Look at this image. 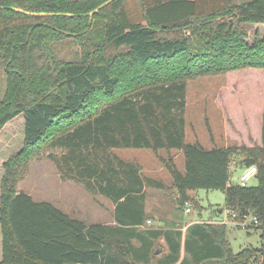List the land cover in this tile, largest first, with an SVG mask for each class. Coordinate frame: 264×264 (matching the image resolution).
I'll return each mask as SVG.
<instances>
[{
	"label": "trees",
	"instance_id": "obj_1",
	"mask_svg": "<svg viewBox=\"0 0 264 264\" xmlns=\"http://www.w3.org/2000/svg\"><path fill=\"white\" fill-rule=\"evenodd\" d=\"M106 1L0 0V132L23 120L22 147L2 164L0 264H264V113L260 147L185 142L189 80L264 69V39L248 43L244 29L264 24V0H133L132 7L114 0L90 21L86 14ZM63 40L77 51L58 58ZM48 149L62 151L48 155L62 181L114 204V225H88L18 189L32 159ZM128 149L164 152L173 210L200 208L189 192L222 191L225 206L212 214L251 216L260 246L234 253L225 225L186 224L179 212L165 227H147L144 187H165L108 156ZM233 158L240 171L256 168V186L231 182Z\"/></svg>",
	"mask_w": 264,
	"mask_h": 264
},
{
	"label": "rangeland",
	"instance_id": "obj_2",
	"mask_svg": "<svg viewBox=\"0 0 264 264\" xmlns=\"http://www.w3.org/2000/svg\"><path fill=\"white\" fill-rule=\"evenodd\" d=\"M133 0H129V5L133 6ZM244 29L247 32V42L251 43L255 37L258 35L261 39H264V24L256 25H245ZM184 34L188 37H191L189 29L183 31ZM58 47V58H64L69 53L77 51V48L69 43V41L63 40L55 44ZM240 71V70H238ZM234 72V71H233ZM246 74L243 72L231 73L228 76L225 75H214V76H200L189 80L187 82V91H186V127H185V142L187 144H195L194 142L203 143V146L208 147V139L210 137V130H213V135L218 137L224 135V126L221 119H223L224 125L227 121L229 135L232 137V140H235L236 133L241 134L238 131L234 124L233 118L225 113V116L222 117V111L215 108L220 107L221 109L228 110L231 108V114L234 117L235 122L240 116V110L235 109L233 106L238 102L233 96V92H221L218 96L217 103L214 105L213 96L210 93L213 89V94L215 95L216 90L223 86H232L238 89L240 86L248 85L249 82L246 79ZM5 90V75H4V66L0 64V97ZM222 91V90H220ZM219 93V92H218ZM228 95L229 97H227ZM232 103H230L231 99ZM244 103V102H243ZM241 130V127L239 125ZM220 137V138H221ZM229 141V140H227ZM236 141H229L227 144H233L231 146H237ZM23 144V120L22 117H17L11 123L7 124L4 129L0 132V180L4 174L2 169V164L8 160L10 157L15 155L22 147ZM217 146V145H214ZM216 148V147H214ZM61 150H46L42 151L38 157L32 159L28 165L27 174L22 179L17 187L19 190L29 194L32 198L41 201H52L58 203L60 208H64V201L67 198L68 200L76 199L81 201L85 206L86 210V219L85 222L90 224L95 221H106L109 222L111 217L110 208L111 205L104 199H97L95 197L88 196L83 193L84 187L78 183L71 181H61L58 175V171L54 165V162L49 158L48 155H55L59 157L61 155ZM164 152H159L158 154L153 153L152 151L140 149H128V150H110L108 156H116L117 158L138 165L143 177H154L161 179L162 181H167L169 179L168 173L164 168L163 164L160 162L161 157L164 156ZM54 157V156H53ZM167 157V156H166ZM174 162L178 168L183 167V159L180 153H174L173 155ZM240 160L233 158L231 165V182L233 184H238L239 177L242 171L239 170ZM153 167H158L156 170ZM159 172V173H158ZM256 175V174H255ZM258 180L256 176H252L246 182L245 186H256ZM83 190V191H82ZM166 191H163L164 193ZM167 193V192H166ZM165 194H162V196ZM191 198H195L198 202L200 208H193L189 203L183 207L181 211L175 210L170 215V218H165L167 216L166 211H168L167 201L159 196L164 204L162 209L153 206L151 202H148V212L147 214L152 217L146 222L147 227H165L166 222H174V219H177L178 214L181 213L182 217L185 219V223L193 222H202L212 220V223H218L226 226V237L229 241L230 247L234 253L241 251L247 247L258 248L260 246V231H255L253 228H250L253 223L251 216H248L245 220L247 226H243L241 222L234 224L232 217L230 216H214L212 213L217 211V209L224 208L225 196L222 191H205V190H196L193 193L189 192ZM166 198V197H165ZM152 200V198L150 199ZM187 209L189 212H187ZM200 210V211H199ZM165 212V214H164ZM179 212V213H178ZM101 217L100 219H96ZM79 219L84 220V217L76 215ZM216 218V219H214ZM226 219V221L224 220ZM230 222L229 225L227 222ZM234 221H238L237 219ZM164 222V223H163ZM225 223V224H223ZM160 249H165V247L159 243Z\"/></svg>",
	"mask_w": 264,
	"mask_h": 264
},
{
	"label": "crops",
	"instance_id": "obj_3",
	"mask_svg": "<svg viewBox=\"0 0 264 264\" xmlns=\"http://www.w3.org/2000/svg\"><path fill=\"white\" fill-rule=\"evenodd\" d=\"M238 72H243L245 73L246 79L249 82L248 85H243L240 86L238 89H236L234 87V85L232 86H225L223 89V86L219 87L216 90L215 95L213 94V89L212 91H210V93L212 94L213 98V103L214 105H216V103L218 102V95L221 92H233V97L235 99L238 100V102H236V105H234L233 107L235 109L240 110V116L237 119V121L235 122L233 115L231 114V108H229L228 110H224L221 109L220 107H216V109L222 111V117L229 114L232 118H233V124L235 126V128L240 131L241 134L236 133L235 136V140H232V137L229 135V129H228V124L227 121H225V125L223 122V119H221L222 124L224 126V135L223 137H221V135H218V137H216L215 135H213V130H210V137L207 140L208 141V147L203 146V143L200 142H194V143H198L200 144L204 149L207 150H211L214 147L216 148H228L231 147V145L233 144H227V142L229 141H236L237 146H246L247 148H253V147H260L262 145V140H261V136H262V123H263V113H264V69H244V70H240V71H234V72H229L226 74V76H228L231 73H238ZM222 90V91H220ZM219 92V93H218ZM227 97H229L228 95H226ZM232 98L230 103H232V100L234 99ZM244 102V103H243ZM239 125L241 127V130L239 128ZM231 131V129H230ZM221 137V138H220ZM229 140V141H227ZM217 145V146H214ZM136 167H138V165H135ZM139 168V167H138ZM155 168V170L158 167H153ZM180 170L183 169L179 168ZM139 172H143V170H140L139 168ZM243 172V171H242ZM159 173V172H158ZM59 175V174H58ZM256 176V175H254ZM169 177V176H168ZM144 179H150L153 180L155 182L158 183H162L165 187V189L163 188V186L161 188H155V187H151V186H145L144 187V191L146 193V201H145V211L148 212V202H151V204L154 206H156L158 209L161 208V212L164 211L162 209V207H164V204L161 200H159V196L162 194H165L162 197H164V199H166L167 201V206H168V211H166L167 216L165 218H170L171 213L173 212L172 210V205L175 204V198H176V191L175 189L171 188V181L170 178L167 179V181H162L161 179H157L154 177H142ZM61 180V179H60ZM62 181V180H61ZM65 182V181H63ZM72 182V181H71ZM84 190V191H83ZM83 193H85L87 196L88 194L91 197H95V198H101L104 199L105 201H107L110 205V212H111V217L109 219V222L106 221H95L94 223H86L85 219H86V208L83 204H87L86 203H82L81 201H77L76 199H71L68 200L67 198L64 201V208H60V206L58 205V203L56 202H52V201H41V200H36L35 198H33L34 201L36 202H48L50 204H52L54 207H56L57 209L61 210L62 212H64L65 214L69 215L71 218L73 219H77L80 221H83L84 223L91 225V224H106V225H114V204L108 200L107 198L99 195V194H91L90 192H88L87 190H85V188L83 189ZM163 191H166L164 193H162ZM190 193H193L190 192ZM152 198V200H150ZM85 208V209H84ZM165 214V212H164ZM76 215H80L81 217H84V220L79 219ZM101 217H97L96 215V219H100ZM216 219V218H214ZM163 227V226H162ZM164 229V228H163ZM159 243H161L165 249L163 248V251H166V245L163 239L159 240ZM0 258H1V238H0Z\"/></svg>",
	"mask_w": 264,
	"mask_h": 264
},
{
	"label": "built area",
	"instance_id": "obj_4",
	"mask_svg": "<svg viewBox=\"0 0 264 264\" xmlns=\"http://www.w3.org/2000/svg\"><path fill=\"white\" fill-rule=\"evenodd\" d=\"M255 174H256V168L255 167H251V168H248V169L244 170L241 173L240 177H239L238 184L241 185V186H245L247 180L249 178H251L252 176H254ZM187 212H189L188 209H187ZM222 216H224V217H226V216L232 217L233 220H231V221H233L234 224H238L237 222H239V221H234V220H236V214L232 213V212H230L228 210H224L223 213H222ZM243 217L246 219V216H243ZM224 220L226 221V219H224ZM240 222H241V224L243 226H247L246 222H243V221H240ZM227 223L229 225H231V223L229 221ZM223 224H225V223H223Z\"/></svg>",
	"mask_w": 264,
	"mask_h": 264
},
{
	"label": "water",
	"instance_id": "obj_5",
	"mask_svg": "<svg viewBox=\"0 0 264 264\" xmlns=\"http://www.w3.org/2000/svg\"><path fill=\"white\" fill-rule=\"evenodd\" d=\"M114 0H108L106 1L105 3H103L102 5L98 6L96 9L92 10L91 12H89L88 14H86V16L89 17V20L91 21L92 17L94 14L98 13L101 9H103L104 7L108 6L109 4H111ZM239 3H248L250 2L251 0H238ZM14 11L16 12H19V13H23L25 15H28V16H53V15H56V14H46V13H29V12H24L22 10H19V9H14ZM66 16H71L70 14H65Z\"/></svg>",
	"mask_w": 264,
	"mask_h": 264
}]
</instances>
